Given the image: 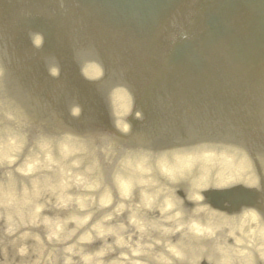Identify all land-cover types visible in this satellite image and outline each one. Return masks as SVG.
Here are the masks:
<instances>
[{
	"label": "bare ground",
	"instance_id": "1",
	"mask_svg": "<svg viewBox=\"0 0 264 264\" xmlns=\"http://www.w3.org/2000/svg\"><path fill=\"white\" fill-rule=\"evenodd\" d=\"M251 1L224 2L212 13V28L216 33L214 54L221 53L228 59L226 69L231 86L222 84V88L226 98L225 110L227 107L231 109L230 119L226 124L193 121L196 124L193 132L211 131L217 139L220 130L224 137L227 135L224 142L183 148L167 140L146 142L148 138L133 134L129 144L121 145L113 139L111 142L108 140L110 136L105 139V134L96 129L98 123L125 132L128 115L138 114L142 106L128 95L129 82L116 77L122 74L116 58L112 55L107 58L111 48L120 41L118 39L125 40L128 34L136 33L129 28L117 30L118 27H114L110 32L94 37L93 44L67 62L59 55L65 47L57 48L52 55L51 68L53 70V65L60 68L59 79L64 85L77 83L74 77L70 78L73 75L71 69L78 70L80 79L100 83L97 95L107 100V106L103 101L101 115L89 109L87 117L90 127L94 128L87 125L90 130L78 128L77 136L73 135L75 132L69 135L45 121V116L34 114L30 118L33 121L24 120L17 114L16 107L6 106L0 98V120L3 123H0V162L5 164L10 175L7 187H0V203L6 204L12 213H20V207L33 204L31 197L43 188H69L67 193L71 194L70 198L73 196L79 207L90 205L93 198L104 206L114 200L113 207H123L124 204L129 210V224H135L136 231L147 227L160 231L156 239L164 244L159 247L155 239L149 241L159 253L144 249L138 257L142 263L132 261L131 264H264V29L260 21L262 14H258L256 3ZM164 8L167 9V3ZM164 12L161 11L157 18L165 15ZM154 19V16L148 17L143 33L148 37L147 41L159 45L160 35L166 36V30L158 26L164 27L166 19H156L154 25L150 24ZM181 22L182 19L176 21L174 28L182 26ZM81 33L78 36L63 35V40L59 37L58 41L64 45L71 41V45L74 40L81 39ZM69 44L65 54L74 52ZM255 53L261 55L263 61L252 59ZM109 62L114 63L106 66ZM249 63L253 67L248 71L251 81L245 74L240 86L238 73H246ZM105 67H111L113 73L105 74L102 71ZM0 68H3L1 63ZM59 86L54 82L50 86L43 84V91H60ZM64 108L74 117L70 111L72 105ZM235 108L236 118L232 114ZM172 117L173 113L167 117L168 129L170 125L172 128L176 126ZM251 117L255 118L256 134H247V128L243 127L248 125ZM235 125L243 126L236 130ZM199 141L201 143L204 139ZM24 143L25 148L22 147ZM21 148L23 155L16 162L14 159L18 153L12 152ZM13 182L20 184V192L15 190ZM26 186L30 195L25 192ZM208 194L214 197L207 203L203 196ZM57 195L65 197L63 204L68 203L66 193L60 191ZM154 215L157 217L153 218ZM98 230L105 232L108 229L98 226ZM171 236L175 241L167 244L168 239L163 238ZM136 249L133 255L137 256L142 249ZM132 256L130 260L136 258ZM116 262L114 264H121Z\"/></svg>",
	"mask_w": 264,
	"mask_h": 264
},
{
	"label": "rangeland",
	"instance_id": "2",
	"mask_svg": "<svg viewBox=\"0 0 264 264\" xmlns=\"http://www.w3.org/2000/svg\"><path fill=\"white\" fill-rule=\"evenodd\" d=\"M213 4L212 0H182L178 10L185 18L186 14L190 16L206 12ZM144 6L146 4L143 0H0V63L4 69V77L0 80L2 102L6 106L16 107L17 114L24 120L33 121L30 118L39 114L47 117L45 121L59 129H63V126L75 127L69 122L76 116L68 114L61 97H65L71 89L70 100L74 101L69 103L73 105L79 99L76 96L78 92L82 95L77 101L82 103L84 92L80 88L64 85L59 79L60 71L53 76L49 70L51 68H47V64H52L55 50L65 47L66 51L71 42L64 40L67 43L64 45L58 38L67 34L78 36L82 32L79 41L74 40L69 44L74 52L61 55L63 58L78 56L80 51L95 42V36H101V31H106L121 21L128 22ZM170 14L174 18V14ZM29 32L43 33L42 47H34L28 38ZM208 45L209 41L205 46ZM141 60L137 53L134 63ZM180 67L191 70V66L186 63ZM71 72V79L78 75L77 69H71ZM44 80L49 81L45 83ZM53 82L60 84L59 88L62 89L44 92L43 84L50 86ZM0 123L3 124L1 120ZM25 146L24 143L22 147ZM14 153H18V157L14 159L18 162L23 149L13 151L12 154ZM9 182L10 175L1 161L0 187H7ZM13 183L15 190L20 192V184ZM28 189L26 186L25 192L30 195L31 191ZM60 191L69 197L66 205L62 203L65 202V197L57 195ZM68 191L69 188L64 190L45 187L39 194L31 197L33 204L20 207V213H12L6 204L0 203V264H114L116 261L131 264L132 261L142 263L138 257L143 254L144 249L149 248L159 253V249L150 246L149 241L155 239L154 242L159 247L164 244V241L156 239L160 231L151 227L136 231L133 228L135 224H129V210L124 204L120 203L123 207H113V200L104 206L93 198L90 205L79 207L73 201V196L70 198ZM55 222L58 225L55 226ZM98 226H106L108 230L101 232ZM173 236L163 240L168 239L166 243L172 244L175 241ZM143 246L146 248H140ZM208 246L210 243L206 250ZM136 247L138 251L142 249L137 256L133 255ZM130 255L136 258L130 260Z\"/></svg>",
	"mask_w": 264,
	"mask_h": 264
},
{
	"label": "clouds",
	"instance_id": "3",
	"mask_svg": "<svg viewBox=\"0 0 264 264\" xmlns=\"http://www.w3.org/2000/svg\"><path fill=\"white\" fill-rule=\"evenodd\" d=\"M29 39L33 43L34 47L39 49L43 45V33L40 32H29ZM53 76L57 75L58 73L56 71H53L51 73ZM4 77V70L3 68H0V80H2ZM72 116H79L80 114V108L79 107H73L71 110ZM125 131H128L126 128Z\"/></svg>",
	"mask_w": 264,
	"mask_h": 264
},
{
	"label": "water",
	"instance_id": "4",
	"mask_svg": "<svg viewBox=\"0 0 264 264\" xmlns=\"http://www.w3.org/2000/svg\"><path fill=\"white\" fill-rule=\"evenodd\" d=\"M193 98H183V104L185 105V107H183V110L186 112V113H183L185 116L186 115H188V111L191 113V114H194V115H197V113H196V111H194V110H191L190 108V106L192 105V103H193V100H192ZM170 110H177V107H174V108H171ZM183 114H181L180 116H177L176 117V123H177V120L179 121L178 122V127H186V125H185V123H184V121H182V118H183ZM182 121V122H181ZM182 125H181V124ZM172 133V132H171ZM181 135V133H179L178 135H177V137H179ZM177 142H182V141H184V140H180V138L179 139H177L176 140ZM175 141V142H176Z\"/></svg>",
	"mask_w": 264,
	"mask_h": 264
}]
</instances>
